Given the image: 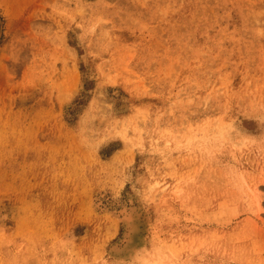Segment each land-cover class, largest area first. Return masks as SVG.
<instances>
[{
  "label": "rangeland",
  "instance_id": "374dc122",
  "mask_svg": "<svg viewBox=\"0 0 264 264\" xmlns=\"http://www.w3.org/2000/svg\"><path fill=\"white\" fill-rule=\"evenodd\" d=\"M0 264H264V0H0Z\"/></svg>",
  "mask_w": 264,
  "mask_h": 264
}]
</instances>
